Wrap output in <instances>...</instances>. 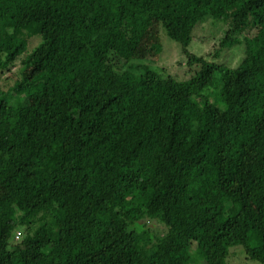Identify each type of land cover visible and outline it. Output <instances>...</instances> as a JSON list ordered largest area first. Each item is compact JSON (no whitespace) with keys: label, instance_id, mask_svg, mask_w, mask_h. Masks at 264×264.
Here are the masks:
<instances>
[{"label":"trees","instance_id":"1","mask_svg":"<svg viewBox=\"0 0 264 264\" xmlns=\"http://www.w3.org/2000/svg\"><path fill=\"white\" fill-rule=\"evenodd\" d=\"M0 69V264H264V0H0Z\"/></svg>","mask_w":264,"mask_h":264},{"label":"rangeland","instance_id":"2","mask_svg":"<svg viewBox=\"0 0 264 264\" xmlns=\"http://www.w3.org/2000/svg\"><path fill=\"white\" fill-rule=\"evenodd\" d=\"M158 23H155L156 27ZM225 24L221 21L213 22L211 19L203 23H199L194 30V37L191 45L189 46L190 51L203 54L207 59L211 61H217L227 64L231 67H236L244 57V45H235L233 47L225 48L219 56H216V51L219 49L218 39L222 35V30ZM159 35L164 49L160 54H155L157 59V65L175 74L180 79L188 78L191 74L189 69L186 67V55L181 53V45L174 39L166 36L159 31ZM144 46H140L138 55L141 56L142 61L144 60L143 51ZM159 56V57H158ZM17 71V70H15ZM13 70H6L2 73L0 69V96L8 97V101L12 104H18L23 97H19L14 92V83L17 82V78H12L10 74ZM13 79V80H12ZM212 95H216V89L212 88ZM23 234L20 233V236ZM229 264H262L258 260L247 258L245 248L242 245H237L230 248V253L227 257ZM194 264H206L205 260L201 258L195 259Z\"/></svg>","mask_w":264,"mask_h":264}]
</instances>
